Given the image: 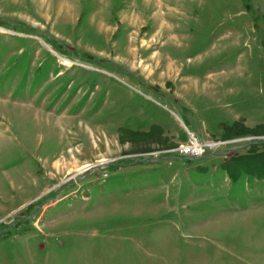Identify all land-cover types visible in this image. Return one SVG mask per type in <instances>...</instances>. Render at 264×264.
I'll use <instances>...</instances> for the list:
<instances>
[{
	"label": "rangeland",
	"instance_id": "obj_1",
	"mask_svg": "<svg viewBox=\"0 0 264 264\" xmlns=\"http://www.w3.org/2000/svg\"><path fill=\"white\" fill-rule=\"evenodd\" d=\"M257 124L264 0H0V264H264Z\"/></svg>",
	"mask_w": 264,
	"mask_h": 264
},
{
	"label": "trees",
	"instance_id": "obj_2",
	"mask_svg": "<svg viewBox=\"0 0 264 264\" xmlns=\"http://www.w3.org/2000/svg\"><path fill=\"white\" fill-rule=\"evenodd\" d=\"M235 126L238 128L245 127L247 129V126H242L239 120H234L230 125H227L226 128L229 129ZM255 126H264V124H257ZM249 131L250 130L239 129L236 133L239 134ZM254 146V143H250L248 151L230 154L222 161L221 166L226 171L229 178L236 179L239 174H247L254 179L264 176V149L257 151L253 148Z\"/></svg>",
	"mask_w": 264,
	"mask_h": 264
},
{
	"label": "built area",
	"instance_id": "obj_3",
	"mask_svg": "<svg viewBox=\"0 0 264 264\" xmlns=\"http://www.w3.org/2000/svg\"><path fill=\"white\" fill-rule=\"evenodd\" d=\"M230 139L226 140H217L213 141L211 139H202L196 132L187 131V139L183 141L182 144H178L176 147H173L174 151H176L180 155H184L186 157L199 156L203 154L205 151H209V148L212 146H217L219 144H223L228 142Z\"/></svg>",
	"mask_w": 264,
	"mask_h": 264
},
{
	"label": "bare ground",
	"instance_id": "obj_4",
	"mask_svg": "<svg viewBox=\"0 0 264 264\" xmlns=\"http://www.w3.org/2000/svg\"><path fill=\"white\" fill-rule=\"evenodd\" d=\"M181 143H183V141L181 142ZM180 144V143H179ZM175 147V146H174Z\"/></svg>",
	"mask_w": 264,
	"mask_h": 264
}]
</instances>
